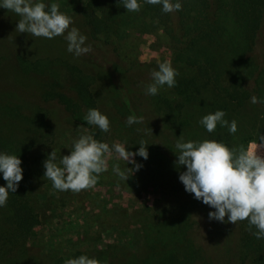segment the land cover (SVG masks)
Listing matches in <instances>:
<instances>
[{
	"label": "rangeland",
	"instance_id": "obj_1",
	"mask_svg": "<svg viewBox=\"0 0 264 264\" xmlns=\"http://www.w3.org/2000/svg\"><path fill=\"white\" fill-rule=\"evenodd\" d=\"M89 1L56 0L59 10L72 17L75 26L92 44L93 51L79 58L66 51L62 36L46 39L15 32L19 17L0 9V137L26 147L25 151H28L34 177L27 190L37 214L30 240L34 264H65L77 252L99 250L110 257L112 255L103 260L105 264L110 261L146 264L148 259H157L165 247L164 242H159V253L154 256L149 238L158 240L162 238L159 233H170L174 228L179 233L185 226L181 224L183 212L178 208L191 204L194 198H189L191 194L184 190L178 179L186 169L175 164V143L182 134L185 141H199L195 136L198 137L200 129H187L181 131L182 134L172 129L148 101L151 96H146L143 106H139L144 124L126 125V118L131 114L124 99L133 93L130 87L135 83L133 70L151 71L164 60L176 68L173 64L174 46L162 26L151 33L128 30L123 38L93 34L85 17ZM45 2L51 3L52 0ZM37 62H45L38 66L39 76L31 73ZM58 64L77 65L82 75L91 77L89 88L94 108L107 115L111 126L109 132L103 133L75 119L76 109L48 100L46 93L52 92L68 97L79 107L83 119L89 110L79 94L78 78L68 77L67 69L66 74L62 71L63 66ZM22 67L29 69L31 76H23ZM171 99L175 100V96ZM243 113L248 115L249 123L262 121L263 111L257 103L250 102ZM235 121L238 131L223 133V142L229 147L242 145L248 148L251 145L264 156V145L258 140L259 135L264 134V128L252 127L246 118ZM149 132L151 137L147 135ZM85 133H95V139L110 145L114 141L126 143L130 145L127 150L132 152L137 151V144L144 140L149 157L147 160L134 157L142 167L127 182L112 173L114 164L121 169L126 167L125 161L113 155L108 158V170L99 174L95 186L79 192L56 190L51 181L44 178L43 161L53 149L58 158L70 154L73 140ZM213 210L205 205L199 214L205 232L198 229L190 235L198 246L207 241L208 235L210 247H219L218 264H224L225 237L224 234L220 236L224 223L209 221L208 213ZM178 242L175 247L182 251L189 249L191 241L188 238Z\"/></svg>",
	"mask_w": 264,
	"mask_h": 264
},
{
	"label": "trees",
	"instance_id": "obj_2",
	"mask_svg": "<svg viewBox=\"0 0 264 264\" xmlns=\"http://www.w3.org/2000/svg\"><path fill=\"white\" fill-rule=\"evenodd\" d=\"M180 2L181 10L165 14L161 12L160 5L142 4L140 11L126 13L119 0H90L85 17L87 24L90 22L93 34L107 37L115 35L123 38L128 30L151 33L164 27L174 46L173 64L179 76L176 77L175 87L165 86L148 101L153 103L172 129L182 134L187 129L198 128L200 132L195 137L199 141L223 142L222 134L228 132L226 127L218 125L214 132L209 133L198 123L204 115L223 110L228 121L246 118L252 127L263 130L264 103H257L263 111L260 123H249L248 115L243 111L248 108L252 96L258 100L264 99V0ZM40 63L45 62L33 65L31 73L36 76H39ZM58 65L64 67V73L67 69L66 74L71 79L78 78L82 102L87 108H94L95 102L89 88L91 77L82 75L77 65ZM22 71L23 76H31L29 69L22 67ZM133 71L135 83L130 86L133 93L127 95L124 102L129 113L139 117V106H143L147 98L144 85L150 83L152 70L140 68ZM173 95L175 100L171 99ZM46 96L48 100L65 105L68 109H76L78 114L74 118L85 122L79 115V107L68 97L55 92L46 93ZM147 135L152 136L150 132ZM25 149L0 137V151L19 156L24 170L23 180L16 192L10 193L6 205L0 207V264H31L32 261L30 240L37 214L27 190L34 176ZM5 184L0 178V186ZM189 198L194 197L191 194ZM204 207L196 199L189 205H180L178 211L183 212L181 224L185 226L179 233L174 228L170 233H159L162 238L158 240L149 238L154 256L159 253V242H164L165 247L157 259H148L146 264H218L219 247H210L211 238L207 235V241L198 246L190 235L198 229L205 232L202 216H199ZM223 226L220 236L224 234L225 237L223 243L226 247L222 251L226 261L224 264H264V240H257L251 234L246 220L238 221L237 225L224 223ZM187 238L191 241L187 251L175 247V243L179 244L178 240L183 242ZM80 255L96 258L100 264H105L103 260L110 257L99 250L93 253L77 252L70 258ZM108 264L115 263L110 261Z\"/></svg>",
	"mask_w": 264,
	"mask_h": 264
},
{
	"label": "clouds",
	"instance_id": "obj_3",
	"mask_svg": "<svg viewBox=\"0 0 264 264\" xmlns=\"http://www.w3.org/2000/svg\"><path fill=\"white\" fill-rule=\"evenodd\" d=\"M142 4L160 5L161 12L165 14L179 11L182 7L180 0H119L126 13L140 11ZM0 9L19 17L15 32L46 39L62 36L66 51L74 58L93 51L87 35L75 26L72 17L59 10L56 0L51 3L45 0H0ZM177 76L179 72L170 61L159 62L157 68L150 72V83L144 85V94L156 96L165 86L175 87ZM258 102L264 103V99L251 97V103ZM225 115L223 110H216L204 115L198 123L209 133L219 125L226 127L229 134H235L237 122L228 121ZM84 121L103 133L110 131V121L99 109L90 108ZM143 121V116L133 114L126 118L125 123L132 126ZM148 131H151L149 127ZM94 136L95 133L81 134L73 140L70 154L58 158L53 149L43 161L44 178L50 180L56 190L79 192L95 186L99 174L108 170V158L113 155L125 161L126 167L121 169L114 164L112 173L127 182L142 167L134 157L144 160L149 157L144 140H140L138 150L132 152L127 150L130 145L126 143L114 141L110 145ZM258 140L260 145H264V134H260ZM175 149L176 166L186 169L178 179L194 199L214 209L208 213L209 221L237 225L238 221L246 220L251 234L257 240H264V156L251 145L245 148L242 145L229 147L217 140L185 141L183 134L177 138ZM128 164L132 167H127ZM21 165L19 156L0 151V178L6 182L0 186V207L6 205L9 194L15 193L23 180ZM65 264H100V261L80 255L67 259Z\"/></svg>",
	"mask_w": 264,
	"mask_h": 264
}]
</instances>
